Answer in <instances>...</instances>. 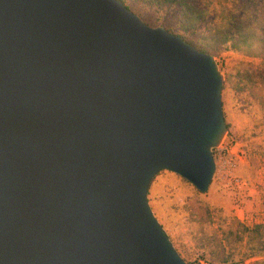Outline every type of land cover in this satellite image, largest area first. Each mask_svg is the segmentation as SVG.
<instances>
[{"label": "water", "instance_id": "obj_1", "mask_svg": "<svg viewBox=\"0 0 264 264\" xmlns=\"http://www.w3.org/2000/svg\"><path fill=\"white\" fill-rule=\"evenodd\" d=\"M222 84L120 0H0V264H189L147 192H207Z\"/></svg>", "mask_w": 264, "mask_h": 264}, {"label": "rangeland", "instance_id": "obj_2", "mask_svg": "<svg viewBox=\"0 0 264 264\" xmlns=\"http://www.w3.org/2000/svg\"><path fill=\"white\" fill-rule=\"evenodd\" d=\"M125 5L147 25L163 26L201 48L202 30L183 32L178 6L158 12L130 0ZM206 52L223 75L221 102L227 126L221 142L212 149L211 183L206 193H200L184 178L163 170L152 179L147 200L185 262L218 264L217 253L223 247L228 257L225 264H241L244 243L220 240L222 231L240 229L237 222L264 223V63L226 47ZM263 259L264 253L242 264Z\"/></svg>", "mask_w": 264, "mask_h": 264}, {"label": "trees", "instance_id": "obj_3", "mask_svg": "<svg viewBox=\"0 0 264 264\" xmlns=\"http://www.w3.org/2000/svg\"><path fill=\"white\" fill-rule=\"evenodd\" d=\"M125 4L128 0H120ZM158 12L178 6L180 28L183 32L202 30L201 48L226 47L232 51L259 58L264 63V0H130ZM213 14V16H212ZM193 46V45H192ZM194 47V46H193ZM196 48V47H195ZM264 103V100H262ZM240 229L222 231L220 241L244 243L245 259L264 253V223L245 225L237 222ZM233 237V239H231ZM218 264L228 261L224 248L217 253ZM233 264V263H230ZM248 264H264L254 260Z\"/></svg>", "mask_w": 264, "mask_h": 264}]
</instances>
